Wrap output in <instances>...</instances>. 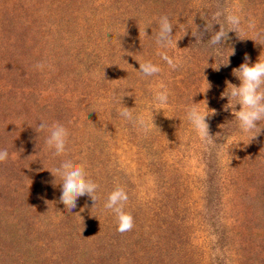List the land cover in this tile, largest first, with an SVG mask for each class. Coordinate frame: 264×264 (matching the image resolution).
Segmentation results:
<instances>
[{
	"label": "rangeland",
	"instance_id": "rangeland-1",
	"mask_svg": "<svg viewBox=\"0 0 264 264\" xmlns=\"http://www.w3.org/2000/svg\"><path fill=\"white\" fill-rule=\"evenodd\" d=\"M224 8L256 27L214 51L212 14ZM164 15L177 26L166 50L182 61L175 71L154 42ZM257 33L264 0H0V149L10 154L0 162V264H264V124L253 139L241 134L221 98L239 86L233 70L246 54L264 60ZM137 60L161 72L145 78ZM161 85L169 104L153 115ZM192 100L215 110L210 134L227 145L201 140L185 117ZM124 106L147 133L119 116ZM42 120L66 127L62 152L45 145ZM61 156L99 185L96 203L59 200ZM117 187L134 220L124 233L104 207Z\"/></svg>",
	"mask_w": 264,
	"mask_h": 264
},
{
	"label": "clouds",
	"instance_id": "clouds-1",
	"mask_svg": "<svg viewBox=\"0 0 264 264\" xmlns=\"http://www.w3.org/2000/svg\"><path fill=\"white\" fill-rule=\"evenodd\" d=\"M212 19L217 21L215 24L220 25L218 31H211V38L206 42L214 51H218L219 49L217 46L223 47V44L229 40L230 32H235L240 38L245 26L247 30H254L256 27L254 18L249 16L245 21L244 17L239 15L235 10L229 8H224L215 12L212 14ZM174 27L177 26L173 25L169 16L164 15L159 18L157 30L154 33V42L158 48V55L160 59L167 64L168 68L173 71L182 66V61L180 59L168 55L166 51L173 46L174 37L176 35V33L175 35L173 34ZM207 31H209L208 21L204 31H200L197 26V33L194 34L191 30V34L196 37L197 40H201L204 32ZM257 35L259 37H264V33H257ZM254 41L258 43L257 40ZM259 44L264 45V42ZM210 57L215 58V56ZM260 57L255 63H252L251 58L246 54L244 62L233 70V74L238 77L240 81L239 86L228 83L226 90L221 94V98H228V104L225 108L232 109L235 117L234 120L238 122L240 133L248 134L256 132L252 139L258 136L262 129L261 124H264V60H261ZM36 67L43 68V65L37 64ZM138 72L145 78L153 77L161 72V67L151 60H148L143 63L139 62ZM229 85H231V87H229ZM233 100H235L234 106L232 105ZM168 104L169 92L166 87L161 85L160 88L154 90L152 94L153 115L154 111L159 110H164L165 114V106ZM197 104L198 103H193L192 100V103L186 105L184 108L188 123L206 145L210 142L220 146L227 145L229 140L228 136L223 137L226 143L217 144L214 142L215 138L210 134L207 121L216 114L215 110L212 111V109H209L207 106L206 112L202 113L196 106ZM236 105L241 106L238 111L236 110ZM132 109L133 108L124 106L122 110L117 109V111L119 116L129 121L133 127L147 133L151 125L142 115H134ZM257 129L260 130L257 132ZM37 131L40 133V136L43 133L44 143L48 149L54 150L56 154L63 151L67 137V129L62 123L54 122L49 124L47 121L42 120ZM9 155L7 149H0V162L7 160ZM55 171L59 176L57 180L59 183L58 198L60 201H63L64 205L70 210L76 207L77 199L82 196L87 195L96 203L95 193L99 185L88 178L82 164L73 162L68 156H61L55 165ZM128 199L127 192L123 188L117 187L108 194L107 201L104 205L106 209L114 213L117 221V231L121 233L130 231L134 226L133 216L124 210V205Z\"/></svg>",
	"mask_w": 264,
	"mask_h": 264
}]
</instances>
